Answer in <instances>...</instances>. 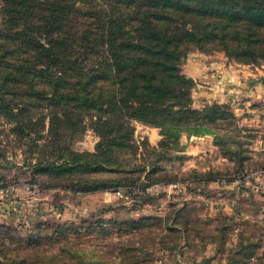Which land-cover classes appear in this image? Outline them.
<instances>
[{
	"label": "rangeland",
	"instance_id": "1",
	"mask_svg": "<svg viewBox=\"0 0 264 264\" xmlns=\"http://www.w3.org/2000/svg\"><path fill=\"white\" fill-rule=\"evenodd\" d=\"M68 2L69 21L60 22L71 30L96 23V8L105 6L103 0ZM4 4L0 28L10 27ZM17 9L9 15L17 31L43 18L40 9L27 16ZM203 47L191 46L182 71L189 58L207 68L216 60L248 68L243 81L264 88L261 65L239 62L210 43ZM204 90L194 85L191 105L218 103L203 120L210 132L184 131L173 143L159 127L132 120L131 141L114 145L113 160L97 171L96 163L69 172L23 165L28 144L19 135L27 134L0 115V264H264V93L231 91L209 102ZM77 126L84 130L71 134L78 136L73 149L92 151L96 122L84 117ZM55 173L65 186L43 188ZM96 178L117 182L96 190ZM82 183L93 188L71 190ZM99 191L108 193L105 200L96 198Z\"/></svg>",
	"mask_w": 264,
	"mask_h": 264
},
{
	"label": "trees",
	"instance_id": "2",
	"mask_svg": "<svg viewBox=\"0 0 264 264\" xmlns=\"http://www.w3.org/2000/svg\"><path fill=\"white\" fill-rule=\"evenodd\" d=\"M36 1L4 0L10 27L0 28V115L27 134L19 135L28 144L23 165L36 171L94 163L101 169L113 160L114 145L131 141L132 120L159 127L173 143L184 131L210 132L203 120L219 105H191L195 81L181 64L191 46L210 43L239 62L264 64V0H103L96 23L74 30L60 22L72 13L68 0ZM17 8L24 16L40 9L43 18L17 31L9 18ZM44 107L48 112L39 111ZM84 117L96 122L99 134L92 151L72 147L78 136L71 134L84 130L77 126ZM56 175L43 188L65 186ZM100 180L96 190L117 182ZM83 188L93 186L71 190Z\"/></svg>",
	"mask_w": 264,
	"mask_h": 264
},
{
	"label": "crops",
	"instance_id": "3",
	"mask_svg": "<svg viewBox=\"0 0 264 264\" xmlns=\"http://www.w3.org/2000/svg\"><path fill=\"white\" fill-rule=\"evenodd\" d=\"M210 62H211L210 68H207L208 64H206V62L201 66H195L196 62H193L192 59L189 58L187 60L184 69L185 74H187L188 76L194 79L196 87H198V89L200 87L207 89L202 91L204 93L202 99H205L206 101L209 102L210 100H214L216 98L220 100L222 99L223 95L227 94L226 97H228L231 91H236V92L240 91L241 94H248V96H250L251 94H253V96H256L260 93L262 94L264 93V88L257 87L259 86L258 84L259 82H255L254 79L251 80L250 84H246L243 81L246 80L245 77L248 76L247 73V71H249L248 68L245 69V67H242V68L232 69L228 67L225 62L219 63V61L216 60ZM261 66L264 68V65ZM259 71H264V69ZM260 78L264 79V76H260ZM239 85L242 87H239ZM250 86L252 87L250 88ZM104 192L103 191L97 192L96 198L100 201L105 200L107 198L105 195L108 193L105 194ZM114 194L115 193L109 194L107 196L112 195L113 197H115Z\"/></svg>",
	"mask_w": 264,
	"mask_h": 264
},
{
	"label": "built area",
	"instance_id": "4",
	"mask_svg": "<svg viewBox=\"0 0 264 264\" xmlns=\"http://www.w3.org/2000/svg\"><path fill=\"white\" fill-rule=\"evenodd\" d=\"M257 174H261V172H259V173H257ZM116 194H117V195H120V196L123 195L120 191H116Z\"/></svg>",
	"mask_w": 264,
	"mask_h": 264
},
{
	"label": "water",
	"instance_id": "5",
	"mask_svg": "<svg viewBox=\"0 0 264 264\" xmlns=\"http://www.w3.org/2000/svg\"><path fill=\"white\" fill-rule=\"evenodd\" d=\"M264 80V79H263Z\"/></svg>",
	"mask_w": 264,
	"mask_h": 264
}]
</instances>
